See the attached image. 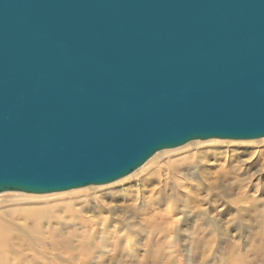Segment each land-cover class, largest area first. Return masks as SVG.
<instances>
[{"label":"water","instance_id":"95a60500","mask_svg":"<svg viewBox=\"0 0 264 264\" xmlns=\"http://www.w3.org/2000/svg\"><path fill=\"white\" fill-rule=\"evenodd\" d=\"M261 138L264 0H0V194Z\"/></svg>","mask_w":264,"mask_h":264},{"label":"rangeland","instance_id":"374dc122","mask_svg":"<svg viewBox=\"0 0 264 264\" xmlns=\"http://www.w3.org/2000/svg\"><path fill=\"white\" fill-rule=\"evenodd\" d=\"M257 140L264 138L196 141L205 144L194 160L184 146L166 150L163 159L174 169L167 183L159 178L163 170L153 175L152 162L94 191L1 193L0 232L7 242L0 264H264V143L249 144ZM166 199L181 216L174 254L166 241L157 242ZM80 216L92 222L85 225ZM212 224L221 232L207 240Z\"/></svg>","mask_w":264,"mask_h":264},{"label":"bare ground","instance_id":"6f19581e","mask_svg":"<svg viewBox=\"0 0 264 264\" xmlns=\"http://www.w3.org/2000/svg\"><path fill=\"white\" fill-rule=\"evenodd\" d=\"M211 140V139H210ZM248 142V141H247ZM264 143V140H257V141H251V142H249V144H251V143ZM206 143H217V142H215V141H209V142H206ZM205 143H202V142H196V141H192V142H189V143H187L186 145H184V148H182V149H190V150H187V157L189 158V159H192V160H194V158H198V153H197V151H199L200 150V148H201V146L202 145H204ZM215 145H218V144H215ZM166 150H163V151H160V152H158V153H156L154 156H152V158H150L141 168H139L138 170H136L135 172L136 173H140V171H142L141 169H143V167H145L146 165H149L150 163H152V162H154V163H160L161 161L163 162V164H160V165H158L157 167H155L154 166V163H153V175H155V171L156 172H158V171H160V170H163V174L161 173L160 174V176H159V178H161L162 180H161V182L162 183H167V182H169L170 180H173V178L174 177H172V173H174V169L171 167L173 164L171 163H169V160H167V161H165L164 159H163V156L165 155V154H167V152H165ZM179 151V150H178ZM175 152H177V151H172V152H169V153H175ZM183 153V152H182ZM254 155V154H253ZM227 156V155H226ZM228 157V156H227ZM182 159H183V157H182ZM182 159L180 160V161H182ZM227 160V159H226ZM170 162H173V161H170ZM226 161L224 160V163H225ZM245 162V161H244ZM176 164H177V162H176ZM182 164V163H181ZM242 164H245V163H242ZM175 165V164H174ZM179 165V164H178ZM176 168H178V167H176ZM223 168V167H222ZM145 169V168H144ZM143 169V170H144ZM225 169H226V167H225ZM225 171V170H224ZM234 171V170H233ZM134 172V173H135ZM134 173H132V174H134ZM132 174H130V175H128L129 177L132 175ZM176 175V174H175ZM128 176H126V177H124V178H122V179H119V180H117V181H115V182H113V183H110L109 185L107 184V185H105V186H103V185H101V186H88V187H84V188H82V189H89V190H92V191H94V190H96L98 187H112V186H114L115 184H117V183H120L121 181H123L124 179H126V178H128ZM179 177V176H178ZM154 178H155V176H154ZM176 178V177H175ZM183 178V177H182ZM156 179H158V178H156ZM178 179V178H177ZM160 182V183H161ZM169 184V183H168ZM160 187V186H159ZM81 189V188H80ZM80 189H78V190H80ZM77 189H75V190H69V191H76ZM69 191H65V192H69ZM7 193V192H6ZM11 193V192H10ZM58 193H64V192H58ZM186 193H187V191H186ZM52 194H56V193H52ZM44 195V194H43ZM46 195H50V194H46ZM190 195V194H189ZM138 198H139V200H140V198H141V196H138ZM204 200V199H203ZM200 201V200H199ZM201 202H205V200L204 201H201ZM211 202V201H210ZM252 202V201H251ZM254 202V201H253ZM212 203V202H211ZM20 212H27V211H21V210H18V211H16V215H19L20 214ZM83 220H84V224L85 225H89L92 221L88 218V217H85V216H80ZM107 219L105 220V221H110L112 218H111V216L109 215V216H107L106 217ZM101 219V218H100ZM159 219H160V221H158L157 223H156V225H157V227H158V231H157V235H159V238H157V242L158 243H163L164 241H166L167 242V244H168V247H169V249H170V253L171 254H174V253H176V250H175V244H173L174 243V241H175V236H176V230H177V228H178V225H179V223H180V221H181V216H180V213L178 212V210H177V208H176V205H175V203L174 202H170L169 200H167L166 199V204H165V210L162 212V214L160 215V217H159ZM6 225H8V226H10L9 228L10 229H12L14 226L12 225V224H10V223H8L7 221H3ZM77 223H78V221H77ZM3 224V223H2ZM220 225H221V223H220ZM2 227V226H1ZM154 227H156V226H154ZM210 229H207V232H208V236H203V238H205V239H207V240H210L214 235H217V234H220V229L218 230V228L216 227V225L215 224H212L210 227H209ZM23 229V228H22ZM7 230V229H6ZM27 231V230H26ZM48 231H50V229H48ZM93 231V230H92ZM91 231V232H92ZM12 232V231H11ZM17 232V231H16ZM51 232V231H50ZM155 232H156V229H155V231H154V233H153V235L155 234ZM10 233V232H9ZM6 234V233H5ZM11 234V233H10ZM14 234V233H13ZM18 234V233H17ZM25 235L27 236V238H28V236H31V235H29V234H27V232H25ZM66 235V234H65ZM64 237V236H63ZM63 237H61L60 239H62ZM201 237V236H200ZM214 238V237H213ZM198 239H200L199 237L196 239V242H197V240ZM201 240V239H200ZM13 241V240H12ZM205 241V240H204ZM7 242V237L3 234V233H1L0 232V246L1 245H3V244H5ZM198 243V242H197ZM167 247V246H166ZM10 248V247H9ZM8 250V249H7ZM9 251V250H8ZM169 251V250H168ZM10 252V251H9ZM5 253H7V252H5ZM1 256V255H0ZM8 256V255H7ZM44 258V257H43ZM48 258V257H47ZM45 259V258H44ZM41 261H43V260H41ZM47 261V260H46ZM45 261V262H46ZM43 263V262H42ZM48 264H49V262H48Z\"/></svg>","mask_w":264,"mask_h":264}]
</instances>
